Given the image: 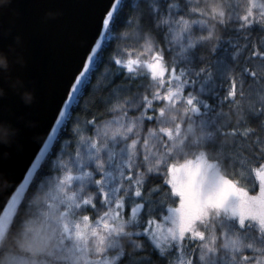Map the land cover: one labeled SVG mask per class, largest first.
Instances as JSON below:
<instances>
[{"label": "snow or ice", "instance_id": "obj_1", "mask_svg": "<svg viewBox=\"0 0 264 264\" xmlns=\"http://www.w3.org/2000/svg\"><path fill=\"white\" fill-rule=\"evenodd\" d=\"M121 3L103 9L19 180L2 171L12 186L0 202V258L264 264V0ZM0 125L16 142L20 129ZM58 130L69 138L52 157ZM40 189L48 198L34 207Z\"/></svg>", "mask_w": 264, "mask_h": 264}, {"label": "water", "instance_id": "obj_2", "mask_svg": "<svg viewBox=\"0 0 264 264\" xmlns=\"http://www.w3.org/2000/svg\"><path fill=\"white\" fill-rule=\"evenodd\" d=\"M110 0H4L0 5V202L18 181L47 134L71 73L95 38L98 21ZM49 12L57 13L49 17ZM20 39V42L17 43ZM17 40V42H16ZM26 90L17 92L20 83ZM33 101V103H32ZM32 103V104H31ZM57 132V136L59 134ZM4 171V172H2Z\"/></svg>", "mask_w": 264, "mask_h": 264}, {"label": "trees", "instance_id": "obj_3", "mask_svg": "<svg viewBox=\"0 0 264 264\" xmlns=\"http://www.w3.org/2000/svg\"><path fill=\"white\" fill-rule=\"evenodd\" d=\"M133 2H143L146 5L147 2H148V0H133ZM128 6H129V0H122L121 9H126ZM117 15H118V22H119V24L120 25H123L124 17L126 16V12L118 11V14ZM145 19H146V21L148 23V26H150V24H151L150 9H148L146 11V13H145ZM219 34H220V30L218 29L217 30V35H219ZM136 35H137V33H136V31L134 29H130L129 30V36L131 38L135 39ZM224 35L227 37V36H231L233 34L231 32L225 31L224 32ZM158 36L160 37L161 42H163V35H162V33H158ZM110 51H111V44L107 45L105 47V49L102 50V52L100 54L99 62H98V65H97V69H96L97 71H99L100 69H102L103 64L105 62V59H106V56H107V53L110 52ZM86 92H87V89L85 90V93ZM73 111L74 112L79 111V108H75ZM225 111H227V109H225ZM237 115H239V114H237ZM221 123H223V121ZM67 128L68 129L71 128V121H69V123L67 125ZM68 138H69V132L68 131H62V130L59 131L58 139L55 141V146L52 149V157H55L57 155V153L62 150L63 141L66 140V139H68ZM232 140H233V138L231 136H228V137H224L223 138V141L226 144H231L232 143ZM46 168H47V166H46ZM46 191H47L46 189H40L39 191H36L34 193V195L31 197V199H30L29 202L34 207H38V206L42 205L43 195H44V193ZM22 244H23V239L22 238L21 239H18L17 240V245H18V247H20V249H21V245ZM0 264H4L2 258H0Z\"/></svg>", "mask_w": 264, "mask_h": 264}, {"label": "rangeland", "instance_id": "obj_4", "mask_svg": "<svg viewBox=\"0 0 264 264\" xmlns=\"http://www.w3.org/2000/svg\"><path fill=\"white\" fill-rule=\"evenodd\" d=\"M176 118V114L174 112H169V115H168V119L169 121L171 120H174ZM104 128H105V125L102 123L101 126H100V130H101V133H103L104 131ZM48 198V193L47 191L44 193L43 195V199H42V204L45 202V200ZM21 250L23 251H28L29 249L27 248L26 244H25V241L23 240V244L21 245ZM30 264H33V262H30Z\"/></svg>", "mask_w": 264, "mask_h": 264}, {"label": "clouds", "instance_id": "obj_5", "mask_svg": "<svg viewBox=\"0 0 264 264\" xmlns=\"http://www.w3.org/2000/svg\"><path fill=\"white\" fill-rule=\"evenodd\" d=\"M0 2H4V0H0ZM5 63H6L5 59L2 56H0V66L5 65Z\"/></svg>", "mask_w": 264, "mask_h": 264}]
</instances>
